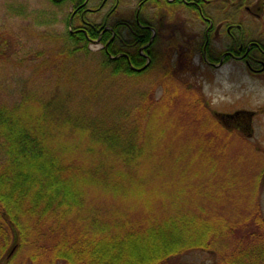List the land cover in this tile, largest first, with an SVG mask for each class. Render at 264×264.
I'll list each match as a JSON object with an SVG mask.
<instances>
[{"label": "trees", "instance_id": "16d2710c", "mask_svg": "<svg viewBox=\"0 0 264 264\" xmlns=\"http://www.w3.org/2000/svg\"><path fill=\"white\" fill-rule=\"evenodd\" d=\"M49 1L72 10L63 32L55 28L59 13L47 10L32 20L48 27L38 29L36 41L12 40L0 30V70L6 71L0 80V213L6 217L0 238L7 264L27 250L23 264H205L188 260L197 253L209 255L210 264H264V169L246 205L231 212L227 191L235 183L198 178L195 166L204 178L212 173L235 135L185 81L193 55L186 60L176 44V57L167 52L159 62L150 47L143 52L151 58L146 67L141 48L152 31L142 19L121 18L104 31L111 16L119 17L120 0H107L113 6L100 24L88 19L97 12L88 10L92 0ZM182 2L146 0L141 10L147 3L162 10ZM17 6L14 14L29 16ZM158 41L159 34L152 45ZM94 43L103 47L93 50ZM154 69L158 78L143 85ZM117 78L139 79L134 100L104 84ZM172 81L180 88L169 93ZM182 92L191 98V118L176 122L165 117L174 104L168 95ZM185 136L200 145L188 149L189 161L172 146ZM209 148L211 155L204 152ZM169 154L168 162L178 159L181 166L152 167Z\"/></svg>", "mask_w": 264, "mask_h": 264}, {"label": "rangeland", "instance_id": "374dc122", "mask_svg": "<svg viewBox=\"0 0 264 264\" xmlns=\"http://www.w3.org/2000/svg\"><path fill=\"white\" fill-rule=\"evenodd\" d=\"M120 7L118 16H111L107 25L116 24L119 22L121 18H134L135 11L137 5L140 0H120ZM103 0H92L89 7L91 9H96V5H101ZM264 3V0H248L247 4L252 9V15L264 13L258 10L257 4ZM18 4H22L26 7L27 13L29 16L24 17L23 15L14 14L12 11L16 9ZM264 6V4H262ZM261 5V6H262ZM112 2H108L103 8L99 9L95 13H90L89 18L93 23H102L103 18L108 14L110 9L112 8ZM231 6V7H230ZM227 3H224L220 0H213L212 3L205 5V10L218 22H224L230 20L237 21L242 25L241 32H244L243 35L247 36L249 34H258L259 31L263 30L262 27H259L261 24L257 23V27H254L253 24H256L254 19L247 17L245 13V9L243 8V13L238 12V8L233 7ZM42 10H47L53 12V14L59 13V22L56 24V30L59 32H63L65 29L64 19L67 15H70L72 10L70 8H66L62 11L53 7L49 0H0V30L4 31L10 38L13 40H22L31 42L34 40V34L38 31V29L45 31L48 27L46 26H35L33 21L37 15V12ZM142 14L146 19H149L153 22L152 25H156L158 28H162L159 32V42L157 44L156 52L158 56V61L162 62L164 57L167 56V52L173 53L176 57L177 49L175 48L178 41L184 43L186 46L188 43L186 42L188 36L185 38V35H192L194 41L201 42V37L206 26L204 23L202 24L201 19L198 17L197 11L193 10L192 7L187 5H174L165 7V9H160L156 7L153 3H147V5L142 9ZM166 14V16H165ZM160 18H163L159 23ZM252 19L253 21L249 20ZM33 20V21H32ZM220 20V21H219ZM162 26H161V25ZM189 34H187V32ZM239 31V30H238ZM127 33L124 32V36ZM190 40V39H189ZM226 36L223 37V40L215 43V50H219L221 48H226L227 42ZM47 42V41H46ZM51 43V42H47ZM186 43V44H185ZM52 43L50 44V46ZM103 47L101 44L94 43L91 48L93 50H99ZM165 47V48H164ZM196 63L194 64L193 72H188L186 75L185 81L188 82L190 89L193 93L196 91L200 92L202 95V100L205 103L211 105L216 109H220L221 111H227V102L230 103L228 97L230 99H239L244 94L247 97L246 107L250 109H256L259 105H264V89L262 86L256 82H253L249 76L247 77L244 74V69L242 66L238 64H229L225 65L221 69L214 68H205L204 62L201 61L200 56L198 55L196 58ZM158 68L162 66L160 64L157 65ZM100 69V67H97ZM159 69L155 70L151 73L147 78L144 79L143 85H148L152 81L158 78ZM6 71L0 70V80L4 81ZM140 78V77H139ZM143 78V77H142ZM0 81V82H1ZM139 79H129L126 80L124 78H117L112 81H107L104 84L107 87H111L118 95L125 96L129 99L134 100L135 94L141 89L139 88ZM149 82V83H148ZM184 86V85H183ZM169 93L173 92L177 88H180L179 83H175L172 81L168 84ZM161 92H158L157 98H160ZM228 96V97H227ZM168 98L171 99L174 104L166 111L165 117L170 118V120H185L189 121L191 118V114H189L190 110L188 108L189 101L191 98L185 93H181L180 95L171 94L168 95ZM245 105V104H244ZM258 105V106H257ZM212 114V113H211ZM214 116V114H212ZM215 117V116H214ZM216 118V117H215ZM255 135L250 137H242L237 138L234 136L233 139L228 141V144L223 147V156L220 158L219 165L217 169L210 172L205 178V172H201L202 168L199 165L195 166L196 171L198 172V178L200 180H211L214 176L222 177V181L227 182V178L235 183L236 188L234 191H227V212H231L235 210L236 207H241L246 205L248 199L250 198L249 193L253 188V183L258 176L257 174H261L264 169V150H257L255 152L254 149L250 147V145H257L258 143L264 147V115L261 120L256 123ZM174 130H167L165 136H168L170 133H173ZM234 134V133H233ZM196 137H184L180 142L176 140L173 142L172 146L177 147V149L181 152L183 157L189 161L191 154L188 151L189 148H192L196 151L199 150L200 145L196 143L193 139ZM157 138V140L162 141ZM179 142V143H178ZM250 145H248L247 143ZM167 145V140L164 141V146ZM257 147V146H256ZM204 152L207 155H211L213 151L209 149H205ZM171 153V151H170ZM170 154L165 157H159L154 159L151 162L152 167L157 168L161 167L163 164L164 167H169L170 169H176V167L181 166L177 160L172 159L173 161H169ZM186 160H181L184 162ZM180 161V160H178ZM186 161V162H187ZM163 171V170H162ZM162 173V172H161ZM208 173V172H206ZM259 196L264 212V176H262V180L259 184ZM215 204V203H214ZM29 251H23L19 257L13 262V264H23L28 262L27 253ZM26 260V261H25ZM190 262L195 263H205L210 264L212 262V258L207 254H193L188 257Z\"/></svg>", "mask_w": 264, "mask_h": 264}, {"label": "flooded vegetation", "instance_id": "af4514ba", "mask_svg": "<svg viewBox=\"0 0 264 264\" xmlns=\"http://www.w3.org/2000/svg\"><path fill=\"white\" fill-rule=\"evenodd\" d=\"M89 0L85 1V5H87ZM146 0H140L139 4L137 5L135 16L137 21L143 20L145 28H148L152 31V36L145 46L141 48V53L145 55L148 59L147 63L151 58L146 55L144 50L149 49L151 47L152 50H156L157 44H153L152 42L154 38L159 34V29L156 25H152L153 22L149 19H146L142 14V4ZM173 2L175 0H169ZM218 1V0H217ZM224 3H228L229 6L232 5L235 8H238V12L243 13L245 11L247 17H250L256 21V24H253L254 27H257V23L261 24L259 27H262L263 30L259 31L258 34H249L244 36L241 32L242 25L233 20L231 22L224 21L218 22L215 20L207 10H205V5L210 4L213 0H203V3L200 4L196 1H187L183 0L182 5L190 6L194 4L197 9L198 17L201 19L202 24L206 26L202 33L201 42L197 40L194 41L192 35L187 32L189 35L183 36L184 38L188 36L187 45L184 46V43L178 41V45L182 48L183 52L188 55L186 60L189 59L190 55H193L192 63L195 64V58L199 55L201 61L204 62V67L214 68V69H221L226 64H238L242 66L244 69V74L253 81L262 86L264 89V13L252 15V9L247 4L248 0H220ZM107 4V0H103L101 6L99 8H103ZM196 4V5H195ZM263 4V3H262ZM258 2V10L263 12L264 6ZM262 5V6H261ZM231 7V6H230ZM243 8L245 9L243 11ZM89 11H98L96 9H91L89 7ZM129 19V18H128ZM163 18H160L162 21ZM252 19H249L253 21ZM127 20V19H126ZM121 21V20H120ZM129 22L134 21V18H130L127 20ZM159 21V23H160ZM220 21V20H219ZM253 21V22H254ZM255 23V22H254ZM116 25V24H115ZM111 30V26L107 25L104 31ZM162 30V28H160ZM239 30V31H238ZM226 36L227 46L226 48H221L219 50H215V43H218L223 40V37ZM115 38V34L113 35ZM190 39V40H189ZM186 44V43H185ZM165 48V47H164ZM158 52V51H157ZM150 58V59H149ZM185 59V58H183ZM149 63V65H150ZM147 65V64H146ZM228 97V96H227ZM230 103L227 102V111H221L220 109H216L211 107L210 104L207 103L209 110L216 118L220 120L221 123L224 122V125L227 126V129L231 130L230 133H234V135L243 136V137H250L252 138L255 135L256 130V123L263 118L264 115V105H257L256 109H250L246 107L247 97L246 95H242L239 99H230ZM245 104V105H244ZM224 115V116H222ZM222 120H221V119ZM257 146V147H256ZM253 145V148H257V150H264V147L259 143L257 145ZM0 227L6 228V217L4 213H0ZM12 249L10 253H12ZM8 248L6 247L5 241L0 238V264H7L8 258Z\"/></svg>", "mask_w": 264, "mask_h": 264}, {"label": "water", "instance_id": "95a60500", "mask_svg": "<svg viewBox=\"0 0 264 264\" xmlns=\"http://www.w3.org/2000/svg\"><path fill=\"white\" fill-rule=\"evenodd\" d=\"M147 65H149V62L147 63ZM147 65H146V66H147Z\"/></svg>", "mask_w": 264, "mask_h": 264}]
</instances>
